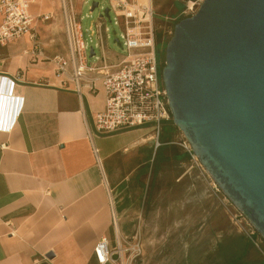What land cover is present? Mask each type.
<instances>
[{"label": "crops", "instance_id": "crops-1", "mask_svg": "<svg viewBox=\"0 0 264 264\" xmlns=\"http://www.w3.org/2000/svg\"><path fill=\"white\" fill-rule=\"evenodd\" d=\"M51 1L31 0L34 16L52 14L35 22L38 53L29 34L0 44V76L24 98L13 129L0 131V264H118L99 258L102 238L111 252L138 238L144 255L150 229L167 220L194 238L215 230L216 243L237 249L241 262L264 264L173 120L159 132L153 123L96 132L106 91L84 83L79 94L58 74L51 58L69 51L61 2Z\"/></svg>", "mask_w": 264, "mask_h": 264}, {"label": "water", "instance_id": "water-1", "mask_svg": "<svg viewBox=\"0 0 264 264\" xmlns=\"http://www.w3.org/2000/svg\"><path fill=\"white\" fill-rule=\"evenodd\" d=\"M162 78L174 124L264 237V0H204L175 25Z\"/></svg>", "mask_w": 264, "mask_h": 264}, {"label": "built area", "instance_id": "built-area-1", "mask_svg": "<svg viewBox=\"0 0 264 264\" xmlns=\"http://www.w3.org/2000/svg\"><path fill=\"white\" fill-rule=\"evenodd\" d=\"M88 1L60 0L69 56L65 58L56 55L51 58L58 66V74L66 75L72 80L75 83V91L79 94H82L84 83L93 88L97 84L104 87L107 94L106 108L94 116V128L97 133L111 134L147 123H153L159 132L162 122L171 119V110L156 45L153 0H110L107 7L109 17L104 10L97 23L100 54L86 41L79 21L77 2ZM30 5L31 0H0V44L7 45L29 34L33 39L31 52L36 54L39 51V42L35 22L38 18L48 20L52 14L36 17L31 12ZM107 18L121 26L123 31L117 38L125 54L119 56L106 50ZM92 32L94 34V31ZM115 35L117 36V32ZM89 58L93 60L89 62ZM14 87L13 79L0 76V131H11L23 109L24 98L12 95ZM95 152L97 153L96 149ZM238 211L241 216H245L239 209ZM245 218L248 219L246 216ZM246 233L253 243L259 246L254 232L247 230ZM123 252H128L126 259L121 257ZM97 254L102 261L131 264L142 254V245L136 238L127 248L120 246L111 252L106 246V238H102L97 245Z\"/></svg>", "mask_w": 264, "mask_h": 264}, {"label": "rangeland", "instance_id": "rangeland-1", "mask_svg": "<svg viewBox=\"0 0 264 264\" xmlns=\"http://www.w3.org/2000/svg\"><path fill=\"white\" fill-rule=\"evenodd\" d=\"M204 0H153L154 2V29L158 56L161 61V68L165 65L166 45L171 39L175 25L182 19L195 14ZM56 8L58 0H52ZM94 2L99 4L93 8ZM110 5V0H89L86 3L77 2V11L79 21L81 22L84 37L89 45L96 48L98 54L101 53L100 38L97 34V23L100 20L101 13ZM112 18L114 13L111 14ZM106 50L109 53L125 54V51L115 41V37L120 36L122 28L114 24V21L106 20ZM117 32V36L113 31ZM94 31V34L93 32ZM93 58H89L91 62ZM171 120L172 114H171ZM218 188V186L216 185ZM230 213L235 220L239 221L241 231L252 230L255 238L259 241V248L264 253V237L255 229L253 224L241 216L234 204L230 202ZM159 225L166 227L150 229V243L146 246L144 255L135 259L131 264H252L251 262H241L238 250L231 245H227L222 238L216 243L215 230L203 228L198 230V237H192V232L187 229H178L170 227L174 222L168 220ZM232 229L236 232L239 229ZM213 242V243H211Z\"/></svg>", "mask_w": 264, "mask_h": 264}]
</instances>
